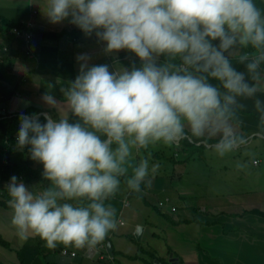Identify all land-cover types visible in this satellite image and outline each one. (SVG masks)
Segmentation results:
<instances>
[{
	"label": "clouds",
	"instance_id": "1",
	"mask_svg": "<svg viewBox=\"0 0 264 264\" xmlns=\"http://www.w3.org/2000/svg\"><path fill=\"white\" fill-rule=\"evenodd\" d=\"M41 10L48 23L94 37L104 55L133 56L110 66L79 54L63 99L49 90L47 110L20 113L16 148L42 165L47 182L37 190L13 175L4 187L21 239L94 249L118 228L112 201L122 186L137 194L151 186L159 164L150 149L191 141L223 158L248 143L239 98L254 100L264 137L257 0H44Z\"/></svg>",
	"mask_w": 264,
	"mask_h": 264
},
{
	"label": "crops",
	"instance_id": "2",
	"mask_svg": "<svg viewBox=\"0 0 264 264\" xmlns=\"http://www.w3.org/2000/svg\"><path fill=\"white\" fill-rule=\"evenodd\" d=\"M257 3L264 7V0ZM43 5L44 0H0V104L6 102L5 114L0 113V171L6 147L11 164L28 160L27 149L16 148L19 115L47 110L41 102L46 91L63 99L61 88L78 75L79 54L110 66H128L133 56L124 51L104 55L95 38H85L75 26L48 23ZM29 22L35 33L28 42L6 28ZM256 98L264 108V94ZM239 102L245 105L238 110L239 132L248 143L223 158L191 141L150 149V164H159L151 186L142 185L139 194L122 186L112 201L118 228L89 258L83 257L87 248L50 249L38 236L21 239L6 203L8 181L0 180V264H56L55 256L69 255L82 257L80 264H264V137L258 132L254 100ZM38 167L34 161L29 164L40 173ZM38 179L24 183L40 190L47 182Z\"/></svg>",
	"mask_w": 264,
	"mask_h": 264
},
{
	"label": "trees",
	"instance_id": "3",
	"mask_svg": "<svg viewBox=\"0 0 264 264\" xmlns=\"http://www.w3.org/2000/svg\"><path fill=\"white\" fill-rule=\"evenodd\" d=\"M6 28L7 29H13V28H22L21 25H9L6 24ZM33 32L35 33V31L33 30ZM44 38H57L58 36H56L55 34H45L42 33ZM9 144H12V141L9 142ZM9 147L5 148V156H6V162L3 166V169L0 171V180L2 181H9L10 177L15 175L18 178H21L23 181L29 182L33 176L36 177H41V182H45L42 181V165L38 164V170L40 173H37V169L35 171H31L29 169V164L33 162V160L30 159V157L27 158L28 160H23L21 163L19 164H11L9 162V154H7L6 150H8ZM38 179V180H39Z\"/></svg>",
	"mask_w": 264,
	"mask_h": 264
},
{
	"label": "water",
	"instance_id": "4",
	"mask_svg": "<svg viewBox=\"0 0 264 264\" xmlns=\"http://www.w3.org/2000/svg\"><path fill=\"white\" fill-rule=\"evenodd\" d=\"M61 41L63 43V38L61 39ZM3 109H6V102H2L0 104V113H1V110H3ZM4 114H5L4 112L1 113V115H4ZM96 249H97V247H95L94 249L87 250L86 254L83 257L84 258H89V256L91 254H93ZM54 260H55L56 264H80L81 261H82V257L69 255L67 257H60L59 258V257L55 256Z\"/></svg>",
	"mask_w": 264,
	"mask_h": 264
},
{
	"label": "built area",
	"instance_id": "5",
	"mask_svg": "<svg viewBox=\"0 0 264 264\" xmlns=\"http://www.w3.org/2000/svg\"><path fill=\"white\" fill-rule=\"evenodd\" d=\"M34 29L35 26L31 22H29L22 26V28H13L11 30V33L14 34L16 37L22 38L23 40H25V42H28L33 36ZM62 255H67V252L63 250Z\"/></svg>",
	"mask_w": 264,
	"mask_h": 264
},
{
	"label": "rangeland",
	"instance_id": "6",
	"mask_svg": "<svg viewBox=\"0 0 264 264\" xmlns=\"http://www.w3.org/2000/svg\"><path fill=\"white\" fill-rule=\"evenodd\" d=\"M12 261V260H11ZM12 262H15V260L14 261H12Z\"/></svg>",
	"mask_w": 264,
	"mask_h": 264
}]
</instances>
